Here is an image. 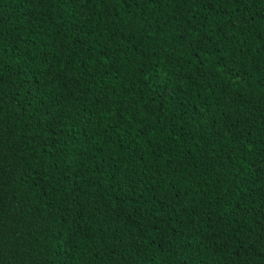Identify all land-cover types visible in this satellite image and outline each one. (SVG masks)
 <instances>
[{"label":"trees","instance_id":"1","mask_svg":"<svg viewBox=\"0 0 264 264\" xmlns=\"http://www.w3.org/2000/svg\"><path fill=\"white\" fill-rule=\"evenodd\" d=\"M0 264H264V0H0Z\"/></svg>","mask_w":264,"mask_h":264}]
</instances>
